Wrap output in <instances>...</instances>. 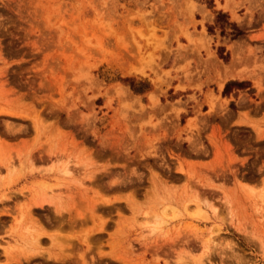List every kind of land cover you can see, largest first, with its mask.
<instances>
[{"label": "rangeland", "instance_id": "obj_1", "mask_svg": "<svg viewBox=\"0 0 264 264\" xmlns=\"http://www.w3.org/2000/svg\"><path fill=\"white\" fill-rule=\"evenodd\" d=\"M0 264H264V0H0Z\"/></svg>", "mask_w": 264, "mask_h": 264}, {"label": "trees", "instance_id": "obj_2", "mask_svg": "<svg viewBox=\"0 0 264 264\" xmlns=\"http://www.w3.org/2000/svg\"><path fill=\"white\" fill-rule=\"evenodd\" d=\"M221 16H223V13L217 12V14H216V21H217ZM224 24H228L229 26H231V27L234 29V33H232V36H236V35L239 34V31H238V29H236V27H235L234 24H230V23H227V22H224ZM224 24H223V25H220V28L222 29V31H223V29H224V27H225Z\"/></svg>", "mask_w": 264, "mask_h": 264}]
</instances>
